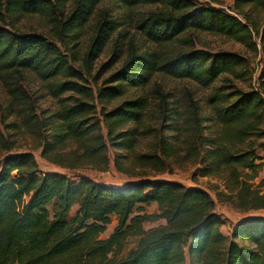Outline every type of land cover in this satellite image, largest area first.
Returning <instances> with one entry per match:
<instances>
[{"label": "trees", "instance_id": "16d2710c", "mask_svg": "<svg viewBox=\"0 0 264 264\" xmlns=\"http://www.w3.org/2000/svg\"><path fill=\"white\" fill-rule=\"evenodd\" d=\"M263 3L234 0L230 13L193 0H0V82L9 97L8 112L22 116L32 132L46 130L40 157L62 168L88 165L103 171L109 148L114 168L122 173L125 158L137 167L157 169L182 152L200 167V177L223 182L225 193L217 195L234 208L264 211V178L255 187L250 183L264 167V158L255 156L250 143L264 138V97L257 89L240 91L225 84L228 78L246 77L244 57L186 50L191 38L184 39L202 32L256 50V34L262 56L257 80L264 86V25L255 32L244 11ZM110 6L117 7L118 15ZM26 16L41 18L48 37L8 27ZM106 49L109 62L95 69ZM25 72L56 101L54 111L41 117L29 111V96L17 81ZM155 75L211 88L210 119L199 118L191 98L179 115L158 89L152 100L145 93H130L144 90ZM219 79L221 85L213 87ZM152 113L157 128L146 125ZM203 122L215 123L218 133L204 136ZM150 136L154 149L132 156ZM66 147L73 149L64 152ZM153 204L156 214L142 212ZM213 207L200 188L163 180L124 186L88 178L74 182L39 173L29 152L7 155L0 160V264H264V217L240 219L225 237ZM112 217L116 227L100 238ZM156 220L164 224L143 229ZM128 235L137 237L136 246L117 258Z\"/></svg>", "mask_w": 264, "mask_h": 264}, {"label": "rangeland", "instance_id": "374dc122", "mask_svg": "<svg viewBox=\"0 0 264 264\" xmlns=\"http://www.w3.org/2000/svg\"><path fill=\"white\" fill-rule=\"evenodd\" d=\"M199 5H208L211 7L224 9L228 12H233L234 0H193ZM264 1V0H262ZM103 6H107L104 4ZM111 7V6H110ZM112 14L118 15L117 7H111ZM247 11L248 17L254 27V31L259 33L262 31L264 25V3L261 6L244 8ZM11 29L18 30L24 33L39 34L48 37L49 27L39 17L26 16L20 19L18 22L8 24ZM91 25L85 27L83 36L79 42V49L84 50V46L90 35ZM184 39L191 38V42L187 43L186 50H206L211 53L215 52H232L244 57L247 61L248 68L247 74L244 79L241 80H229L226 85L230 83L232 86L240 91H249L251 89H257L264 97V86L259 84L258 76L262 67V56L260 51L259 39L256 34H253L252 40L256 44V50L248 48L244 45L236 43L228 38L221 36H213L202 32H194L185 34ZM139 45L142 44V40L139 39ZM108 49V48H107ZM100 56L95 63V69L100 65L107 64L109 62L108 50ZM119 66V64H117ZM107 75V74H105ZM105 75L103 77H105ZM17 81L21 86V89L29 96L30 108L29 111L37 116L41 117L42 112H52L56 109V101L47 96L42 88L40 81L31 73L25 72L22 77H18ZM222 80L219 79L213 87L221 85ZM159 90L163 94L167 95V101L169 106L174 112L179 115L184 113V109L188 107V100L191 98L198 106L199 118L201 120L210 119V110L207 105V97L211 93V88L203 89L198 87L191 81L178 80L170 78L164 75H155L151 83L144 90H131V94L145 93L150 96L151 100L154 97V91ZM9 103V97L5 90L4 85L0 82V160L7 155H15L19 153L29 152L33 155L37 164L39 173L47 174L53 173L61 177H66L71 181L78 182L82 178H88L95 183L105 184L110 186H124L133 184L141 180H163L174 183L182 184L184 187L200 188L205 190L211 197L214 203L213 212L220 218L222 225L220 226V232L229 237L234 225L242 218L251 216H263L264 211H250L241 212L234 208L232 204L227 202L223 196H219L225 193L223 182L214 177H200V167L184 158V153H179L176 157H173L161 164L157 169L151 167H137L133 162L122 160V164L125 167V172H118L113 166V150L108 149L107 156L109 159L108 166L105 170H97L88 165H82L76 168H62L58 165L47 162L40 157L41 152V138L46 135V130L32 132L25 125V121L22 116L17 113L9 114L7 104ZM154 102H152L151 110L155 108ZM158 120L152 113L147 121L148 127H158ZM177 125L182 126L181 120ZM204 136H214L218 133V128L213 122H203L201 125ZM104 132V130H102ZM165 133V132H164ZM164 135H173L166 132ZM184 136H180L182 139ZM171 139L170 141H174ZM154 137L150 136L141 140L138 144L137 150L132 155L138 153L151 152L154 149ZM254 147L255 156L258 159L264 158V138H253L250 141ZM73 148L66 147L64 152L71 151ZM121 155H125L124 152H119ZM132 156H130L132 158ZM255 163H259L257 160ZM264 178V167L260 169L256 179L250 183L253 187L259 184V181ZM219 194V195H217ZM52 206H48V210L51 211ZM76 211V207L70 210L67 215V219H71ZM142 212L145 214H156V205H149L142 208ZM164 224L162 220L146 222L142 225L144 230L155 228ZM117 222L114 217L110 219V223L107 225L105 232L100 235V238H107L116 227ZM137 237L128 235L122 244V250L117 254V258H123L127 253L135 248Z\"/></svg>", "mask_w": 264, "mask_h": 264}]
</instances>
